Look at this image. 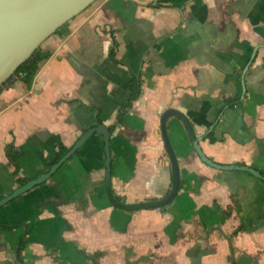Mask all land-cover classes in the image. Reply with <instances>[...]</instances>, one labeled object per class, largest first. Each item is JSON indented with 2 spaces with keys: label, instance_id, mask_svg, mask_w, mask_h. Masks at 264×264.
I'll return each mask as SVG.
<instances>
[{
  "label": "crops",
  "instance_id": "crops-1",
  "mask_svg": "<svg viewBox=\"0 0 264 264\" xmlns=\"http://www.w3.org/2000/svg\"><path fill=\"white\" fill-rule=\"evenodd\" d=\"M41 48L51 55L32 84L16 78L0 92V196L20 187L6 144L21 151L20 176L37 178L61 147L116 122L138 70L140 97L110 136L111 187L125 203L172 189L161 127L169 109L188 118L208 158L264 174V0H96ZM233 97L240 104L224 106ZM167 133L183 184L165 211L110 205L95 133L47 181L0 208V222L17 226L0 228V264H91L98 250L99 264H264V182L204 163L181 119L170 116Z\"/></svg>",
  "mask_w": 264,
  "mask_h": 264
},
{
  "label": "water",
  "instance_id": "water-1",
  "mask_svg": "<svg viewBox=\"0 0 264 264\" xmlns=\"http://www.w3.org/2000/svg\"><path fill=\"white\" fill-rule=\"evenodd\" d=\"M96 0H0V87L26 62L44 42L66 25L70 20L84 12ZM176 116L186 126L194 150L201 160L220 170H241L252 174L264 182V174L246 165H224L214 162L202 151L188 118L178 110L169 109L161 118L162 134L173 169V186L168 198L151 203L134 204L135 208H150L171 203L179 191L181 182L180 170L175 150L167 133V120ZM100 133L104 140L105 183L111 190L112 158L110 150L109 127L98 124L83 132L73 146L52 166L37 178L16 188L0 199V208L36 185L47 181L83 143L93 134Z\"/></svg>",
  "mask_w": 264,
  "mask_h": 264
},
{
  "label": "trees",
  "instance_id": "trees-1",
  "mask_svg": "<svg viewBox=\"0 0 264 264\" xmlns=\"http://www.w3.org/2000/svg\"><path fill=\"white\" fill-rule=\"evenodd\" d=\"M61 28L58 29L56 31V33L59 32L61 30ZM116 46H117V42L114 39V45H113V47L111 49V58L113 60L119 62V60H117V57H116ZM50 55L51 54H50L49 51H45L41 47L38 48L26 62H24L21 66H19V68L15 71V73L11 76V78H9L0 87V92L3 89H5V88L10 87L13 84V80L16 79L15 76L20 74V73L23 74V75L22 76H18V78L23 80L24 82H26L28 85H31L33 80H34V78H35V75H36V73H37V71L39 69L40 62H42L43 60L48 59L50 57ZM128 88H129L128 89L129 96H128L126 102L120 106L119 113H118L117 118H116V122L109 127L110 133H113L114 130L116 129V127L125 121L126 116H127L128 112H129V110L132 108L134 101H136L140 97V94L142 92V71L141 70H138L137 72H133L131 74V78H130V81H129ZM239 104H240V99L237 98V97H233V98H226L224 106H226V107H234V106L239 105ZM98 122H100V120H98ZM207 137L210 139L211 142H215L216 141V138L213 136L212 133L208 134ZM68 150L69 149L67 147H61L60 150H59V154L58 155L61 157ZM5 152H6V156H7L8 160H9L10 164L14 168L13 177H14L16 183H18L19 186H22V185L26 184L27 182H29L30 179H28L27 177H21L20 176L21 151L19 150L18 147H16V145L14 144L13 141L9 142L8 144H6ZM111 176H113V170H112ZM182 184H183V182H180L179 190L181 189ZM171 185L173 186V178H172V181H171ZM170 193H171V190H169V192L164 197H162L161 199L154 200V201H149V202H146V203H151V202H155V201H162V200L168 198ZM2 197L3 196L1 195L0 199ZM108 199H109L110 205H112L113 207H115L117 209L126 210L128 212H134V211L140 210V209H159L161 211H165L166 207H167L166 205H163V206H153V207H150V208H135L134 204H127V203H125V201H123V198H121L120 196H117L114 193V191L112 190V187H111V190L108 191ZM25 227H26V231L24 232V236L22 237V239L20 240V243H19L18 260H20V261H22L21 252L26 248L27 243H28L26 238H27V234L29 233V230H30V226L29 225H26ZM0 228H2L3 230L10 231V230H13V229L17 228V226H12V225H8V224L0 222ZM241 229H243V228L240 227L237 230H235L232 233V236L237 235L238 232L241 231ZM230 248H231L230 256H231V259H232V254L234 252V248L232 246H230ZM104 255H105V253L103 251H99L98 250L96 252L89 253L87 256H88V259L91 261V264H99L101 258H103ZM233 262L234 261H232V263Z\"/></svg>",
  "mask_w": 264,
  "mask_h": 264
},
{
  "label": "rangeland",
  "instance_id": "rangeland-1",
  "mask_svg": "<svg viewBox=\"0 0 264 264\" xmlns=\"http://www.w3.org/2000/svg\"><path fill=\"white\" fill-rule=\"evenodd\" d=\"M96 2V1H95ZM94 2V3H95ZM174 118H176L178 121L180 120L179 118H177L176 116H174ZM229 259L231 260V256L229 255ZM151 264H154V263H151ZM191 264H194V262H192Z\"/></svg>",
  "mask_w": 264,
  "mask_h": 264
},
{
  "label": "built area",
  "instance_id": "built-area-1",
  "mask_svg": "<svg viewBox=\"0 0 264 264\" xmlns=\"http://www.w3.org/2000/svg\"><path fill=\"white\" fill-rule=\"evenodd\" d=\"M22 75H23V74L20 73V74L16 75L15 78H18V76H22Z\"/></svg>",
  "mask_w": 264,
  "mask_h": 264
}]
</instances>
